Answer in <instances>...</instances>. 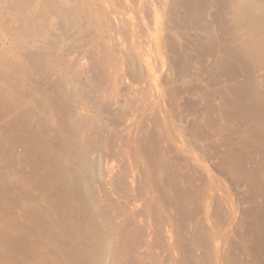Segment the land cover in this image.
I'll return each mask as SVG.
<instances>
[{
	"label": "bare ground",
	"instance_id": "6f19581e",
	"mask_svg": "<svg viewBox=\"0 0 264 264\" xmlns=\"http://www.w3.org/2000/svg\"><path fill=\"white\" fill-rule=\"evenodd\" d=\"M181 1L0 0V102L17 139L5 148L0 200L10 199V210L28 201L35 214L30 224L19 213H0L1 264H264V169L237 164V184L246 180L249 190L247 200H235L190 152L180 162L169 134L173 144H162L167 127L157 123L153 131L145 124L149 109L139 106L157 73L149 56L162 33L182 50L179 28L188 26L178 15L214 22L205 30L193 23L185 38L191 43L193 31H208L225 71L246 63L253 49L264 68V0ZM144 10L154 19L150 28ZM232 18L255 29L247 42L233 29L227 39ZM126 68L133 76L127 87ZM244 85L237 109L254 121L264 150V81L250 75ZM17 144L29 152L33 186L12 168ZM32 187L40 199L30 198Z\"/></svg>",
	"mask_w": 264,
	"mask_h": 264
},
{
	"label": "rangeland",
	"instance_id": "374dc122",
	"mask_svg": "<svg viewBox=\"0 0 264 264\" xmlns=\"http://www.w3.org/2000/svg\"><path fill=\"white\" fill-rule=\"evenodd\" d=\"M168 1L171 2L173 0ZM186 1L187 0H185V2ZM183 3L181 1V5ZM170 4H172V2ZM171 7L172 5H169L168 10L169 8L171 10ZM210 8L215 9L216 6ZM207 14L208 13H206V15ZM209 14L211 17H215V14L217 13L216 11L214 12L213 10H211ZM140 15L149 28L150 26H153L154 19L147 10H144ZM206 15H203L202 18H205ZM208 16H206L207 19H209ZM169 17V13L164 17V28H167L168 21H171V18ZM182 17L183 14L178 15V17L176 18L181 21L180 23L182 25H179L183 27L188 26V28L186 27V29L188 30L184 28L185 30L183 29L182 31V28L176 24V22H178L176 18V21L173 22L174 26L176 24L180 27L178 28L179 30L181 29L179 31L181 32V34L179 32L178 33L179 35H183L182 37L184 38L183 40H181V37L178 38V42L180 40L178 44H181V46L179 47L182 48V50H179L182 52L177 53L179 50L177 51V49H173V46L171 47V45L168 44V32L167 30H165L162 33V37L159 42L160 47L152 48V51L150 53L149 60L152 63V66H154V68L156 69L157 73L146 91L140 96L141 102L139 103V106H145L146 109H149L145 113L148 118V121L145 124L149 125L151 128L155 127L157 123H159L162 127L166 126L167 130L164 129L162 132H165L161 133L167 134V136L169 134V136L174 139L173 140L171 138L173 140V143L179 144V149L180 151H182L180 162L182 161V163L185 164L184 158L186 156L185 151L187 150L201 163L203 162L202 165H206V167H209L208 169L210 171H213V173L218 178L222 179H220L221 181L227 184V186L231 189L230 193L232 195L230 194V197L232 196L235 200H247L246 195L249 190L247 188V181L245 180L244 184L243 182L237 184L239 183L238 181H241V179L239 180L240 174L237 173V164L240 163L243 167L248 168L249 170H252L254 168L260 170L264 169V150L260 146L261 141L258 137V134L256 133V131H254V129L256 128L254 121H252L250 117L246 116L247 114L243 112L240 113L241 109H237L238 105H236V101L240 99V97H242V94L244 95L245 90H247L245 88V85L243 87V83L247 81V78L250 75H252L254 78H257V81H264V68L259 62L260 58L257 57V49H255L256 52L253 49L252 51L248 50V54L250 53V56L246 55V63L243 61V63L239 62L241 65H236L238 68H242L240 69L241 71L239 69V71H236L237 69H234V67L236 66L227 67V70L225 71V69L221 68L222 66L216 64V57H221L222 55L220 51L221 47H219L221 45L218 42H214L215 38L213 40L211 39V37L207 34L208 31H201L202 33L199 30L193 31L195 32V34L193 33V35H197V37L193 36V38L195 37V41L192 40V44L190 43V40L188 41L185 38L188 31L192 29L191 27H193V23L195 25V28H193L194 30L196 29V24L199 25V23L201 24L206 20L197 22V18H201L197 16V18L194 17V19L196 18V20L193 19L191 21L188 20L187 22H185L186 20ZM212 19L210 18V20ZM244 20L242 19L241 21H239L242 23V26L244 27L243 28L241 26V23L233 21L232 18V22H230V25L227 26L226 34L230 33L227 32L229 29L230 31L231 29H233L231 32H233L234 30V33L238 31L237 37H239L240 40L247 42L250 38L249 35L251 34V31L255 29H252V27L250 29V27L248 28L244 26V24H248ZM184 24L186 25L184 26ZM212 24L204 23V30L205 27L207 29V27L209 28V26H212ZM240 29H243V31H241ZM196 31H199L200 33ZM203 32L206 33L203 34ZM246 33L248 34V36H246ZM229 35H226L227 39ZM217 36L219 37V34ZM198 38H200L201 40ZM197 39V43L199 44L195 43ZM121 40L124 45L129 46L130 43L126 37H121ZM166 42L168 45L166 44ZM230 43L231 45L233 44L231 48L235 47L234 51H237V44H235V46L234 42ZM259 43L257 44L259 45ZM255 45L253 48H255ZM174 50L177 52H175ZM233 70H235L236 72H240L236 78L231 75L233 74ZM125 72L127 75V84H125L124 86L127 87L132 84L131 81L133 80V76L131 75V73H128L127 68L125 69ZM241 86L242 88H240ZM225 87L228 88L226 96L224 95L225 93H223ZM227 96L230 97V101H233L237 98L238 99L235 100V103L234 101L232 102L234 104L229 103L228 105ZM251 101V97L245 96V108L246 106L247 108L252 106L253 102L251 103ZM4 107L5 106L0 102V172L4 170L2 164L7 161L6 154L8 150L5 151V148L12 142H16L15 140H17L14 130L6 127L9 120L8 117H5L4 115ZM167 136L164 137V141L166 143L163 142L162 144H173L170 141L169 136ZM17 145V147L15 146L17 149L15 150V153H17L16 160H18V163L16 162L15 166L12 164V168L20 172L21 176L26 180V182L30 183L31 186H33L31 175L35 168L33 165L26 163L30 159L28 156L29 152L25 153V150L22 149L21 145ZM235 185H239L238 188L237 186L235 188ZM29 194L30 198L32 197V199H34L35 197H39L38 199H40L41 197V191L37 187H32ZM9 201L10 199L0 200V213L8 217L10 215L14 216L15 213H19L24 216L28 223H33L35 214L33 210H30L31 205L27 203L28 201L25 202L26 207H24L25 205L23 206L19 204L16 209H13L14 207H12L13 210L9 209L12 206H10ZM227 208H225V212L223 213V215L225 214L226 218H231L232 214L230 212V208ZM212 211H214V209ZM2 234L6 236L5 233L2 232ZM8 237L6 238L7 241H12V239L10 238L9 240ZM12 244L8 243V248L13 247ZM14 247L16 246L14 245ZM229 251L232 250L229 249Z\"/></svg>",
	"mask_w": 264,
	"mask_h": 264
}]
</instances>
